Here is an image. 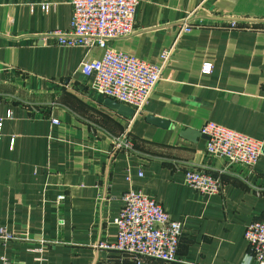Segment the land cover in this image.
<instances>
[{
	"label": "crops",
	"instance_id": "crops-1",
	"mask_svg": "<svg viewBox=\"0 0 264 264\" xmlns=\"http://www.w3.org/2000/svg\"><path fill=\"white\" fill-rule=\"evenodd\" d=\"M194 12L210 27L179 36ZM72 18V0H0V227L18 237L0 240V264H136L98 248L117 240L131 189L184 221V263L173 264H256L245 231L264 220V154L251 172L229 167L200 131L214 122L264 138V0H140L135 31L110 46L153 64L166 48L174 55L130 130L133 115L81 73L103 50L42 40ZM231 20L257 30L224 28ZM125 134L132 149L116 150ZM189 169L221 177L222 193L191 189Z\"/></svg>",
	"mask_w": 264,
	"mask_h": 264
},
{
	"label": "built area",
	"instance_id": "built-area-1",
	"mask_svg": "<svg viewBox=\"0 0 264 264\" xmlns=\"http://www.w3.org/2000/svg\"><path fill=\"white\" fill-rule=\"evenodd\" d=\"M139 3L140 0H72L70 28L50 32L42 38H52L62 47H98L103 50L101 58L82 63L81 73L92 80L94 91L133 109L129 130L134 120L145 111L162 79L164 68L174 55V47L166 48L160 56L161 63L153 64L110 46L111 41L133 34ZM205 27L210 26L198 20L195 12L190 13L179 25L178 34L182 36ZM220 27L217 24L214 28ZM224 28L257 30L236 20L229 21ZM213 68L212 63L206 62L202 73L210 74ZM54 122L58 123L57 120ZM2 126L3 119H0V140ZM200 133L208 139L207 153L225 160L229 167L242 165L251 172L264 154V138H253L214 122L206 123ZM114 148L131 150L128 135L115 139ZM185 181L191 189L204 196L221 194L224 189L221 177L202 170H187ZM63 199L64 196L59 197L60 201ZM122 203V209L113 220L117 227V240L114 243L101 242L98 248L129 255L136 264H143L144 259L163 264L184 263L178 257L184 221L173 219L161 203L140 191L131 189L125 192ZM245 238L256 264H264V220L253 221L246 228ZM0 240L6 244L18 240V237L6 227H0ZM2 260L7 263L6 258Z\"/></svg>",
	"mask_w": 264,
	"mask_h": 264
},
{
	"label": "water",
	"instance_id": "water-1",
	"mask_svg": "<svg viewBox=\"0 0 264 264\" xmlns=\"http://www.w3.org/2000/svg\"><path fill=\"white\" fill-rule=\"evenodd\" d=\"M113 100V99H111ZM113 103V106H115V108L119 109L120 111H122L123 113H125L126 115H133L134 114V111L133 109H131L130 107L124 105V104H118L116 101H110ZM154 122H158L160 123V125H162L163 122H160V121H156V120H153Z\"/></svg>",
	"mask_w": 264,
	"mask_h": 264
}]
</instances>
